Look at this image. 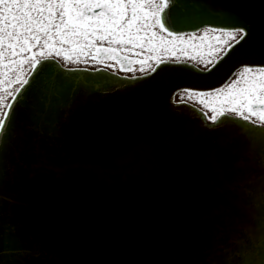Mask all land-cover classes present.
Segmentation results:
<instances>
[{
	"label": "water",
	"instance_id": "water-1",
	"mask_svg": "<svg viewBox=\"0 0 264 264\" xmlns=\"http://www.w3.org/2000/svg\"><path fill=\"white\" fill-rule=\"evenodd\" d=\"M220 2L251 19L264 14V0ZM238 58L225 60L215 78ZM79 69L59 77L76 85V100L57 145L38 148L46 132L33 118L32 90L15 108L29 142L5 152L0 228L15 234V246L31 250L20 264H201L205 249L220 242L242 249L248 216L221 186L256 168L245 158L247 122L233 116L204 127L190 104L171 103L173 88L183 83L171 74L129 83L109 71ZM140 142L152 151L137 156L136 171L98 174ZM220 203L228 206L227 219L206 214ZM232 259L240 264L243 257Z\"/></svg>",
	"mask_w": 264,
	"mask_h": 264
},
{
	"label": "snow or ice",
	"instance_id": "snow-or-ice-1",
	"mask_svg": "<svg viewBox=\"0 0 264 264\" xmlns=\"http://www.w3.org/2000/svg\"><path fill=\"white\" fill-rule=\"evenodd\" d=\"M234 54L239 58L228 73L213 81ZM81 62L138 73L124 77L129 83L173 75L183 83L173 88L171 103L176 104L173 95L186 96L180 103L192 101L204 127L233 116L247 122L245 158L256 168L221 186L232 206L248 216L247 243L240 250L223 242L206 248L201 264H233L237 254L240 264H264V14L251 19L220 0H0V182L6 176L5 152L21 151L29 142L15 112L22 96L35 94L33 118L46 132L38 148L57 145L76 100V85L59 77L80 71ZM49 63L51 71H42ZM151 151L149 142L135 144L98 174L127 175L141 163L137 156L147 158ZM228 210L220 203L205 212L227 219ZM5 214L0 205V225ZM14 241L13 232L0 228V264H20L31 251Z\"/></svg>",
	"mask_w": 264,
	"mask_h": 264
},
{
	"label": "flooded vegetation",
	"instance_id": "flooded-vegetation-1",
	"mask_svg": "<svg viewBox=\"0 0 264 264\" xmlns=\"http://www.w3.org/2000/svg\"><path fill=\"white\" fill-rule=\"evenodd\" d=\"M68 66H76V64H73V63H69ZM78 67H84V68H90V69H102V70H108V71H112V72H115V73H118V74H121V75H124V76H131V75H137L138 73H133L131 71H128V72H125L123 69H119V66L117 69H112L107 63L105 64H99V63H96V64H93V63H88V64H84L83 62H81ZM131 67V66H129ZM138 67V66H137ZM214 80H219V78H214ZM173 99H175L176 101H180L181 99H184V100H187V97L184 96V97H180V96H176V95H173ZM189 103H193L192 101H188Z\"/></svg>",
	"mask_w": 264,
	"mask_h": 264
}]
</instances>
